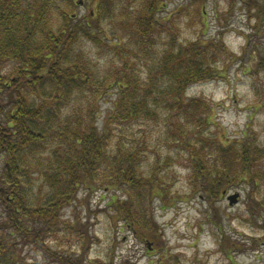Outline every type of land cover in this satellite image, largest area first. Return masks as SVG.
<instances>
[{"label":"trees","instance_id":"1","mask_svg":"<svg viewBox=\"0 0 264 264\" xmlns=\"http://www.w3.org/2000/svg\"><path fill=\"white\" fill-rule=\"evenodd\" d=\"M86 1L0 0V264H22L20 245L52 263L83 264L76 252L49 240L73 229L62 220L63 210L82 187L124 189L127 200L113 199L119 217L162 244L157 224L141 214L153 191L166 196L160 161L148 173L141 170L151 125L162 124L161 138L189 149L192 178L204 180L201 189L213 209L226 187L247 182L251 189L264 176L262 148L250 137L227 144L205 137L210 103L186 96L188 88L219 76L216 63L227 52L222 44L181 41L160 0L134 18L116 15L114 0H101L80 16L78 4ZM228 1L258 15L264 10L260 0ZM107 20L112 27L105 30ZM85 41L113 49L102 79L83 50ZM112 89L118 97L99 126V101ZM136 126L143 127L139 134ZM252 193L251 203L264 208V195L256 201ZM263 241L264 235L253 245Z\"/></svg>","mask_w":264,"mask_h":264},{"label":"rangeland","instance_id":"2","mask_svg":"<svg viewBox=\"0 0 264 264\" xmlns=\"http://www.w3.org/2000/svg\"><path fill=\"white\" fill-rule=\"evenodd\" d=\"M100 1L80 2L77 14H86ZM260 1L264 7V0ZM113 2L116 15L125 12L134 18L146 13L148 4L156 0ZM159 3L163 15H173L181 41L198 38L214 41L227 51L216 63L220 70L217 78L197 83L186 91L187 97L210 103L212 123L206 126L203 135H215L224 144L250 137L264 153V10L258 15L259 11L247 4L228 0ZM108 21L105 30L112 27ZM82 47L97 77L102 79L109 72L110 59L115 55L113 49L110 46L102 49L90 41H85ZM117 97V89H112L99 101V126L114 108ZM142 128L136 126L133 131L139 134ZM163 129L162 124L147 127L150 146L141 168L148 173L154 162L160 161L157 174L164 179L166 196L153 191V199L145 202L141 214L145 221L157 224L159 234L163 235L162 244L159 237L147 235L126 222L124 214L119 217L113 199L127 200L124 189L82 187L76 202L63 210L62 220L73 229L60 230L57 238L49 239L51 246L76 252L83 264H264V241L253 245L254 240L264 235V208L249 199L253 190L256 201L263 197L264 176L257 179L258 186L253 182L257 187L251 189L247 182L226 187L222 197L216 198L213 209L201 189L204 180L192 178L189 149L161 138ZM213 159L212 155L209 162ZM259 164L264 172V157ZM259 169L253 167V171ZM234 194H239V202L231 205L229 196ZM250 207L255 216L251 215ZM223 239L233 250L223 248ZM19 249L23 250L22 264H56L32 246L20 245Z\"/></svg>","mask_w":264,"mask_h":264},{"label":"water","instance_id":"3","mask_svg":"<svg viewBox=\"0 0 264 264\" xmlns=\"http://www.w3.org/2000/svg\"><path fill=\"white\" fill-rule=\"evenodd\" d=\"M239 201V194H234L229 196V202L232 204H236Z\"/></svg>","mask_w":264,"mask_h":264}]
</instances>
